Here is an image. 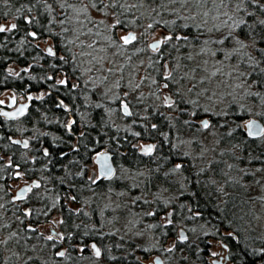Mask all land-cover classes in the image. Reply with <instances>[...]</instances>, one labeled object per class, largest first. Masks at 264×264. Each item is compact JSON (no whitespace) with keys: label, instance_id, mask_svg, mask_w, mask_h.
Wrapping results in <instances>:
<instances>
[{"label":"rangeland","instance_id":"374dc122","mask_svg":"<svg viewBox=\"0 0 264 264\" xmlns=\"http://www.w3.org/2000/svg\"><path fill=\"white\" fill-rule=\"evenodd\" d=\"M34 1L43 4L41 14L47 18L46 30L53 35L41 38L34 44L42 47L44 58L48 61H61L60 65L54 67L53 76L56 81L51 82L50 86L69 77L78 85L75 88L82 101L91 100L96 105L101 104L104 107L101 116L104 117L105 124L118 130L127 143L131 139L137 140L133 141L135 151L143 157H151L150 160L154 163L160 158L154 154L158 144L152 142V154L141 153L142 147L151 142L139 138L148 135L149 123L153 121L154 115L166 119L167 126L173 128L172 148L178 149L183 157L189 159L198 172L206 171L209 183L220 197L233 193V182L241 187V192L245 194L242 201L247 208L246 215L242 218L243 237L246 239L252 233L264 243V156L255 158V164L251 165V158L243 160L239 149L223 141V138L231 134L234 126L224 122L231 106L236 111H245L249 115L240 124L246 134V123L251 119L261 120L260 115L264 114L263 99L259 100L254 82L256 73L264 71V66L257 57L264 50L258 39L259 34L254 35L258 27H264V0H167L164 4L169 14L164 19L158 17L163 16L162 14L154 13L153 5L135 8L133 4L138 0H122L121 3L124 2L125 6H134L135 10L131 9L130 23L133 28L137 18L144 16L145 20L142 21L146 24L142 28L136 27V31L119 27L116 14L108 7V0ZM24 17L31 19L36 27L39 26L36 11H29ZM156 17L158 18L154 19ZM12 20L2 21L0 26L6 25L5 31L8 32ZM175 23L191 28L194 34L193 40L183 52L179 45L170 42L173 36L168 28ZM132 33L136 36L135 40L125 44L123 37ZM168 37L171 39H167ZM183 39L189 40L186 36ZM154 43L159 47L152 49L151 45ZM47 47L56 51L57 55L47 52ZM37 63L42 66V57L37 59ZM7 71L9 75L20 77L22 68L11 64ZM52 73L49 72L47 78ZM47 78L42 77L40 81L47 82ZM11 90L0 89V99H4L6 104L7 97L13 94ZM124 107L128 108L130 117L124 113ZM83 110L87 113L79 111V121L76 123L82 133L83 124H92V119L96 118L94 111H99L90 109L89 106ZM75 111L78 112L77 109ZM70 112H66L62 121L56 114L47 116L40 113L43 125L29 127L33 131L32 137L45 136L47 128L56 123L59 124L57 127L64 129L66 126L70 130L76 125L72 124L74 120ZM196 112H200L202 117L196 118ZM180 117L185 121L181 124V127L185 126V130L174 131L175 123ZM216 120L221 122L217 123ZM16 127L19 132V125ZM166 136L167 133L164 138ZM111 142L119 145L116 137ZM75 144L76 140L71 145ZM118 149L120 150L115 148L116 154L123 153ZM117 160V173L112 184L105 185L103 189L94 184L98 181V175L97 166L92 162L86 167L89 186L81 196L82 200H73V196L66 199L69 208L74 210V215L86 218L84 225L103 242V246L97 243L100 246L99 255L94 253L92 247L95 242L76 246L80 264H112L117 259L116 255L112 256L113 248L132 254L139 264H150L157 255L163 257L165 264H198L189 260L185 252L176 249L181 229L186 232L190 246L199 248V238H205L208 264H213L220 257L225 260L228 250L224 244L228 243L222 240V236L233 237L234 234L224 231L214 238V233L205 223L194 220L187 198L181 199V196L189 192L182 172L186 164L184 161L176 163L172 173L164 174V177H171L174 189L154 180L155 184L152 185L155 189L148 191L145 183L149 178L152 181L153 171L133 169L122 164L121 158ZM214 165L215 169L219 168L221 179L217 177ZM227 182H230V187ZM24 183L25 181L18 180L13 184V196ZM1 203L3 200H0L1 264H66L70 260L67 254L63 257L65 259H58L52 247H47L49 241L43 240L52 238V235L56 237L60 231H64L63 225H59L58 211L51 222L34 227L25 224L21 230L32 229L29 238L24 232L17 234L21 232L18 225H11L1 218ZM91 207L97 209V223L91 220ZM160 208L163 213L156 216L157 209ZM173 208L179 210L178 214L182 216L179 222L173 220ZM173 223L177 224L175 237L162 242L163 237L156 235L153 230L157 224L165 228ZM79 224L83 223L80 221L75 225ZM84 229L87 231V228ZM15 234L24 241H35L21 249L16 245L21 240L12 238ZM71 237L70 235L69 238ZM60 251L61 248L57 249L58 253ZM144 253L146 259L142 256ZM227 264H234L230 256Z\"/></svg>","mask_w":264,"mask_h":264},{"label":"trees","instance_id":"16d2710c","mask_svg":"<svg viewBox=\"0 0 264 264\" xmlns=\"http://www.w3.org/2000/svg\"><path fill=\"white\" fill-rule=\"evenodd\" d=\"M121 1L122 0H108V7L113 10L114 14H116L119 21V27L127 31L133 29L136 31L137 28H142L146 24L142 21V19L145 20L144 16L142 15L137 18V21H135V28H133L130 23L132 19L131 9H134V6L130 8L128 5L125 6L126 4L124 2H122V4ZM166 1L167 0H138L136 1L137 5L135 3L133 5H135V8H138V6L149 7L153 5L154 13L156 15L162 14L163 16L158 17L164 19V17L169 14V12L167 13L164 4ZM43 9V4H37L34 0H0V23L6 19H14L12 20L13 23L8 32H0V89L4 90L9 88L19 93L27 87L26 89L30 91H37L38 88L35 84H38L36 83V81L38 82V78L47 75L49 72L54 73L55 69L52 67L60 65L58 61L51 63L44 58L43 53L40 54V51L38 50L39 48L34 44L35 41L52 35L51 33H47V18L44 14H41ZM33 10L38 13V27L31 23V19L24 17V14L29 11L32 12ZM170 12L173 13L175 11ZM158 17L154 19H157ZM12 25H15L16 27L12 28ZM168 31L173 36L170 42L179 45L181 52L186 49L187 44L194 38L191 28L181 27L178 23H175L171 28H168ZM255 32L254 35L259 34L258 39L263 44H261V46L264 50V27H258ZM183 36H186L189 40L187 41L183 39ZM177 37H179V39H177ZM40 57H42V66L37 64V59ZM257 57L261 60L262 65L264 66V53L257 55ZM11 64L29 68L30 74H28V77L24 80L21 76L16 77L7 74V69ZM262 73L264 74V71H262ZM262 73H256V76H259L260 78L255 76L254 82L259 100L260 98L261 100L263 99L264 103V75ZM44 88L45 87H40L39 89L44 90ZM170 88L173 89L171 85ZM51 90H53V94L45 96L42 100L33 104L32 109L35 110L33 116L35 117L32 121V126H34L35 122H37L38 125L42 124L41 116L39 115L40 113H44L47 116L56 114L60 118V121L65 117L67 112L65 107L69 102L67 94L69 89L66 86H54ZM234 108V106H231L229 113L224 118L225 123L229 122L234 126L231 134L223 138V141L229 142L230 145H234L239 149V153L243 157V160H246L247 157L251 158V165H254L255 158L264 156V143H262L264 142V136L261 139H258L246 134L242 130L240 124L243 120H247L249 115H247L245 111L238 112ZM85 113L87 112L85 111ZM195 117L201 118L202 115L200 112H196ZM260 119L264 122V114L260 115ZM152 120L153 121L149 123L148 135L144 137L142 135L139 139L156 142L158 144L157 150L154 153L160 157L159 160L156 161L157 163L152 162L150 160L151 157H143L135 151L133 141L135 142L137 140L131 139V142L127 143L128 141L120 135L119 131L108 124H105V128H103L98 123H94L90 128L88 127L87 129H84V132L82 133L81 129L78 130L77 125L72 126L69 130L66 126L64 129H62V127H57L59 124L56 123L55 126H49L47 128L48 133L45 136L39 137L36 135V138L41 139V141L39 143L38 141L34 142L33 149L36 151L31 153L40 157L39 159L42 161V166H36L35 169H38V174L32 173L29 177L38 179L39 186L37 189L41 191L43 200L38 204V210L36 208L33 210L34 214L37 212L39 216L35 219V216L33 215L32 223L38 225L40 222H47L50 220L54 211H58L59 213L62 212L65 216L63 230L66 234L69 235V233H72L73 235L71 238L67 237V240L64 242V246L69 247L70 252H72L71 246L76 243L82 244L83 242L86 244L95 241L100 245H103V242L95 236L94 232L89 231L88 227L84 225L85 223L82 221L85 220V218H77L73 214V211L67 208L66 199H68V195L71 194L70 188L73 187L75 199H78V201L82 200L81 196H83V193L88 190L87 186H89V182H87V179L82 176L84 173H80V171H87L86 167L92 164L93 157L97 152L102 148L107 147L110 151L116 153L115 148H120V151L124 154L121 158L122 164L133 169H147L151 170V172L153 171L151 173L152 181H150L149 178L145 183V187L148 191L155 189L153 187L155 184L153 182L154 180L157 181L158 184H165L174 189L175 184L170 179L171 177H169V175H167L168 177H164V174L172 173L174 171V165L184 161L186 164H184L182 172L185 178L186 188L189 189V192L181 196V199L187 198V204L190 206L189 210L194 220L196 219L205 223L214 233V238H217V236L224 231L233 232V237L231 235H223L222 240L228 243V254L234 264H264V243L257 240V237H254L252 233L246 239L243 237L242 230L244 225L242 218L246 215L247 208L242 201L245 194L241 192V187L237 186L236 182H233L235 183L231 190L233 193L225 194V196L220 197L214 186L209 183L206 171L202 173L198 172L195 169V165L189 162V159L183 157L178 149L172 148L173 139L171 136H173V128L171 129L167 126L166 119L164 120L162 117L154 115ZM95 121L96 120L93 118L92 122ZM216 122L220 123L221 120H216ZM27 123L28 126L31 124L30 121ZM183 123H185V121L180 117L175 123L176 127L174 128V131L175 129L184 131L185 126L181 127L183 126L181 125ZM11 127L10 136H15V129L13 130V126ZM102 131L105 132V136L101 134ZM166 133L167 136L164 138ZM8 136L9 134L0 128V155H3L4 152H8V147L11 153L14 154L18 152V149H13L15 145L10 143ZM115 137L118 140L119 145H114L111 142ZM74 140H76V144L71 145ZM115 155L116 163H118L117 154ZM215 166L216 165H214V170H216L218 174L217 177H222L221 174L219 175V168L215 169ZM83 179L85 181H83ZM112 181L113 180L102 181L96 185L103 189L105 185L112 184ZM226 184L229 186L230 182H227ZM0 185L3 186L4 183L0 182ZM56 199L58 200L55 201ZM173 210V220L179 222L182 219V216H180L181 214H178L179 210L176 208H173ZM96 211L97 209L95 207H91L93 215L91 220L95 223L98 222ZM161 212L163 213V209H157L156 216ZM194 214L196 215L194 216ZM80 215H83V213H80ZM153 220H155V217ZM80 221L83 224L75 225ZM176 225L177 224L173 223L164 228L160 227V224H157V227L153 232L156 235L163 237L162 242L165 243L169 238L172 239L175 237ZM84 228H87V231H85ZM25 232L30 235L31 230ZM84 235L86 241L82 238ZM72 240L74 241L72 242ZM28 243L32 242L28 241ZM198 244L199 248L195 245L190 246L188 239L185 241L180 240L177 242L176 249L185 252L189 260L192 262L208 264V250L206 249L205 238H199ZM111 246H114V241H112ZM56 247L58 248V246ZM111 252H113L112 256L116 255L117 257V259H114L111 262L112 264L139 263L138 259L132 256V254H126L127 252L123 251V249L114 250L113 248V251ZM142 256L144 259L147 258L145 253ZM58 259H60V256ZM69 259V262L66 264H80L76 253L72 255V258L69 257Z\"/></svg>","mask_w":264,"mask_h":264},{"label":"flooded vegetation","instance_id":"af4514ba","mask_svg":"<svg viewBox=\"0 0 264 264\" xmlns=\"http://www.w3.org/2000/svg\"><path fill=\"white\" fill-rule=\"evenodd\" d=\"M0 27H4L6 29V25L2 24ZM10 28H11V25L9 26V29ZM37 47L39 48L38 50L40 51V54H42L43 53L42 47L39 44H37ZM49 49H51V48L47 47L46 51L49 52ZM152 49H154V48L152 47ZM43 55H44V53H43ZM51 55H57L56 51L51 49ZM51 57L52 56H50L49 58H51ZM55 61L56 62L58 61L61 63V61L59 59H54L53 62H51V61L50 62L55 63ZM54 67H52V68H54ZM21 68H22V72H21L20 76L24 80L27 78L26 76L28 74H30V69L25 67V66L21 67ZM8 69H10V67ZM13 71L15 72L16 69L15 70L13 69ZM54 74L55 73H52L51 75H49L48 78H47L48 75H43V76L39 77L38 82L36 81V83H38L39 85L35 84L38 88L37 91H30V90L26 89L27 87L22 92H19V93L14 91V90H11V92L13 94L9 95L7 97L8 98L7 104L5 103L4 99H0V128L2 130H4L7 134H9L8 138L10 139V143L15 145V147L13 149L14 150L18 149V152L13 154V153H11V151H9L10 149L8 147V150H7L8 152H4L3 155H0V182L4 183L3 186L0 185V200H3V203H1V209H2L1 210V213H2L1 218L7 220L9 222V224H11V225H13V224L18 225V228H19L18 230H20L21 232H22L21 229H23V227L27 223L30 225V227L36 226L35 224L32 223V216L34 215L35 219H37L39 214L37 212L34 214L33 210H34V208H36L38 210L37 206L43 200L42 196H39L40 194H42L41 191H39L37 189V187L39 186L38 179L29 177V175H31L32 173L38 174V169L37 170L35 169L36 166L37 167L42 166V163H41L42 161L39 159L40 157L35 156V154L31 153L33 151H36L35 149H33L34 142L38 141V143H39L41 141V139L36 138V136L32 137L33 132L30 131V130H32L30 128L32 127V121L34 120V117H35V116H33V114L35 113V110L32 109L33 104L42 100L45 96L53 94V90H51L52 87L50 86V83L56 81V79H55L56 77L53 76ZM23 76H25V78H23ZM42 77L47 78V82L46 81L45 82L40 81V79ZM54 86H66L69 89V91L67 92L69 102L65 108L68 112L71 111L70 112L71 116H72L73 120L75 121V122L73 121V123H72L73 125L76 123L78 124L79 120H78L77 116L79 115V111L85 113L86 110H83V109L88 108V106H89L90 109L99 110V111H94V113L96 114L95 117L97 118V120H96V118H95V120L97 122L96 121L92 122V124L98 123L101 127L105 128L104 117L101 116L103 114L104 107L98 103H97L98 105H96V102L91 101V100H88V102L82 101L81 95L80 94L78 95V90L75 88L78 85L73 83L69 77L66 78L65 80L63 79V81L61 83H58L57 85H54ZM40 87L41 88L45 87V88L43 90V89H39ZM49 87H51V88H49ZM47 90H50V91L48 92ZM86 99H87V97H86ZM21 109H23V112H21ZM76 109L78 110V112L75 111ZM3 111H18L17 112L18 115L14 119H9L8 117L5 116ZM124 113L127 115V117H130V115H131V114L128 115L127 112H125V111H124ZM28 121H30V123H31V124H29V126L27 123ZM36 124H38V123L35 122L34 125H36ZM92 124H90L89 122H85L83 124L84 129H87L88 127L90 128V126H93ZM17 125H19V127H20L19 132L15 129V127ZM11 126H13V130L15 129L14 130L15 136H12V135L10 136L11 128H12ZM27 127H28L29 131H27ZM101 134L103 136H105L104 135L105 132L102 131ZM16 140H19V142H16ZM25 142L27 143V147L24 146ZM35 144H37V143H35ZM150 145L151 146L145 147V148L143 146L142 149L140 150V152L141 153L148 152L149 154H152L154 152V144L151 142ZM148 149H151V151H148ZM104 152L112 153L113 162H114V165L116 167V173H117V163H116V155H115L116 153L110 151L107 147H104L99 152H97L94 155L92 162L94 163V159L99 153H104ZM123 155L124 154H122V153H119V154L117 153L118 158H122ZM80 173H84V175H82V176H84L87 179V182H89L88 181L89 175H87V171H84V172L80 171ZM97 175H98V181L94 184H97V183L102 182V181H111L115 177L114 176L112 179H106L104 177H99L98 168H97ZM18 180L19 181H25V183H24L23 187L18 189L16 191L15 195L13 196L12 195L13 184ZM28 181H30V182H28ZM83 181H85V180L83 179ZM70 191H71V194H69L68 197L73 196L72 199L74 200L75 196L73 194V187L70 188ZM67 208L71 211H74V210L69 208L68 204H67ZM56 213H57V211H54L52 213L50 220H48L46 223L51 222L53 220L54 214H56ZM73 214H74V212H73ZM59 215H60V217H59L60 218V224L59 225H61V224L63 225L64 221H65V216L63 215L62 212L59 213ZM85 220H86V218H85ZM85 220H83L82 222L85 223ZM42 223H45V222H40L38 225H40ZM30 230L32 231V229H30ZM21 232H19L17 234L18 235L23 234V232H24L25 236H29V234L26 235L27 233L25 232V230L22 233ZM36 232H37V230H36ZM17 234H15V237L13 236L12 238L17 237L18 239L21 240V241H18L16 245H17V247L22 249V247H26V245H28L27 243L30 240L24 241ZM70 235L73 236L72 233H69V235H68L65 233V231H60V234L58 236L55 237V235H52L51 239L43 237L44 238L43 240L49 241V244L47 247H50V248L52 247L53 253H56L57 257L60 256V259H65L63 257H65L66 254L70 258H72V255H74V253H76V251L78 250V248L76 246H78V247L86 246L90 242L86 243V244L83 242H82V244H80V243L73 244L71 246L72 252H70L69 247L64 246V242L67 240V237H70ZM29 238H30V236H29ZM82 238H83V240H85V235ZM33 240H31L32 243L35 241V240L34 241ZM39 240L41 241L42 238H40ZM180 240H182L181 237H180ZM73 241L74 240H72V242ZM182 241H185V240H182ZM95 243L97 244V242H95ZM95 243L92 245V247L95 246V247H93L94 253L97 255V250L99 251L98 247H100V246L98 244L96 245ZM56 246H58V248ZM224 247L226 248V250H228L227 244H224ZM60 248H61V251H60V253H58L57 249H60ZM83 250H85V248H83ZM61 253H63V255H60ZM226 254L229 256L228 253H226ZM157 256H160V255H157ZM160 257H162V256H160ZM1 259L2 258H1V252H0V264H1ZM162 259H163V257H162ZM220 259L224 260V258H222V257H220ZM163 262L165 264L164 259H163ZM137 264H139V263H137ZM150 264H156V263L153 260Z\"/></svg>","mask_w":264,"mask_h":264},{"label":"water","instance_id":"95a60500","mask_svg":"<svg viewBox=\"0 0 264 264\" xmlns=\"http://www.w3.org/2000/svg\"><path fill=\"white\" fill-rule=\"evenodd\" d=\"M127 36H132L136 38L134 33L129 34ZM127 36H124V37H127ZM134 40L135 39L131 41H134ZM153 45H156V43L152 44L151 46ZM165 87H167L166 84H165ZM123 110L127 112L128 115L130 114L127 107H124ZM17 112L18 111H3L5 116L8 117L9 119L16 118V116L18 115ZM246 130H247V134L250 137H253V138L262 137L264 136V123L259 119H251L246 123ZM16 142H19V140H16ZM149 146L151 145L149 144L147 146H144V148L149 147ZM94 163L97 165L99 177H104L106 179H112L116 175V167L113 162L112 153L110 152L99 153L95 157ZM180 237L182 240L187 239V234L183 229L180 230ZM228 261H229V256L226 255L225 260H218V261H215L213 264H227ZM154 262L156 264H164L163 259L160 256H156L154 258Z\"/></svg>","mask_w":264,"mask_h":264},{"label":"snow or ice","instance_id":"6c2138e0","mask_svg":"<svg viewBox=\"0 0 264 264\" xmlns=\"http://www.w3.org/2000/svg\"><path fill=\"white\" fill-rule=\"evenodd\" d=\"M16 26L15 25H12V28H15ZM6 29L4 27H0V32H4ZM124 43L127 44L129 43L131 40L135 39V37H132V36H127V37H124ZM167 39H171V37H168ZM177 39H179V37H177ZM154 49L155 48H158L159 45L156 44V45H153L152 46ZM49 53L51 54V49H49ZM21 112H23V109H21ZM205 127H207V124L204 125ZM25 147H27V143L25 142ZM148 151H151V149H148ZM49 239H51V237H49ZM95 247V246H93ZM60 255H63V253H61ZM97 255H99V251L97 250Z\"/></svg>","mask_w":264,"mask_h":264}]
</instances>
